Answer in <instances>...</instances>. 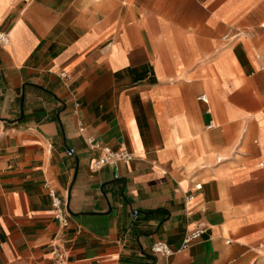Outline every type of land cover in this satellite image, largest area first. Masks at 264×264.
I'll return each mask as SVG.
<instances>
[{"label":"crops","instance_id":"crops-1","mask_svg":"<svg viewBox=\"0 0 264 264\" xmlns=\"http://www.w3.org/2000/svg\"><path fill=\"white\" fill-rule=\"evenodd\" d=\"M0 32V264H264V0H0Z\"/></svg>","mask_w":264,"mask_h":264},{"label":"built area","instance_id":"built-area-1","mask_svg":"<svg viewBox=\"0 0 264 264\" xmlns=\"http://www.w3.org/2000/svg\"><path fill=\"white\" fill-rule=\"evenodd\" d=\"M8 44L7 35L4 32H0V45L5 46ZM62 78L65 77L64 73L60 75ZM200 100L205 102V97L201 96ZM82 129H80V132ZM87 145L93 149H101V155L93 161L92 167L95 170L102 168L105 165L113 164L116 161H130L132 159V154L127 153L125 151H111L106 148H101L98 143H95L92 139H86ZM48 196L51 201V207L54 211V218L62 224V226L66 227L68 225V219L65 217V207L62 205L61 201L56 196L55 192L47 188ZM206 233V229L198 226L189 233H187L180 245V251L188 250L194 243L198 242L201 239V236ZM260 249L264 250V241L259 246ZM151 253L154 255H159L161 257H168L171 252L167 245L164 243H154L151 246ZM57 262L54 264H64L63 256H57Z\"/></svg>","mask_w":264,"mask_h":264}]
</instances>
